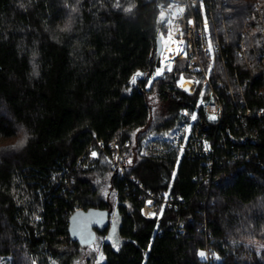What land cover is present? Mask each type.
<instances>
[{"label": "trees", "instance_id": "1", "mask_svg": "<svg viewBox=\"0 0 264 264\" xmlns=\"http://www.w3.org/2000/svg\"><path fill=\"white\" fill-rule=\"evenodd\" d=\"M166 2L0 0V143L22 127L32 134L22 151L0 153V256L10 264H206L207 250L211 264H264V23L254 0H207L224 43L210 73L224 107L213 122L205 80L193 94L177 84L191 76L187 59L148 87ZM185 110L214 153L198 142L185 156L169 149ZM115 139L130 142L129 172L178 210L144 216L140 189L103 153L78 164ZM91 207L112 210L115 229H96L83 247L70 217Z\"/></svg>", "mask_w": 264, "mask_h": 264}, {"label": "built area", "instance_id": "2", "mask_svg": "<svg viewBox=\"0 0 264 264\" xmlns=\"http://www.w3.org/2000/svg\"><path fill=\"white\" fill-rule=\"evenodd\" d=\"M166 4L160 6L159 13L162 28L159 29V36L168 42L175 44V49L171 52L173 64L182 59H187L188 65L186 73L190 74L187 77L182 73L177 84L180 89L188 94H193L199 86L201 80H205L210 89V101L205 106V113L209 120L218 122L223 116L224 107L221 99L214 89L210 81V73L213 70V64L222 59L223 44L219 39L218 31L212 32V26L216 25L215 18L212 16L211 7L207 0H168ZM254 15L256 20L264 23V0H254ZM163 26H166L167 36L163 35ZM264 36V28L262 30ZM164 48V44H163ZM248 48L243 45L241 55H245ZM264 61V53L261 56ZM184 81V83H182ZM190 83L189 88L185 83ZM263 114V112H261ZM184 116L190 118L189 123H183L180 127L174 130L169 141V149L178 151L180 155L185 156L194 149L198 151L201 146L205 155L214 153V143L208 136L201 135L197 130L194 115H191L188 110L184 111ZM195 117V116H194ZM212 117H215L214 119ZM199 143L197 147L196 143ZM129 141L115 139L108 144L103 141H97L96 147H92L88 152V158L81 157L78 161L80 166L88 169L94 164L100 153H103L110 162L112 168L116 170L121 180L133 182L141 191L139 200L142 201V212L148 218H154L163 210L171 209L178 210V205L171 197L170 193H157L150 188H147L135 175L129 172L131 157L127 151ZM150 146L154 150H162V147L156 140L150 141ZM95 153V155H93ZM86 160V161H85ZM181 201V200H180ZM180 229L184 231V224H179ZM216 262L209 250L206 254V264Z\"/></svg>", "mask_w": 264, "mask_h": 264}, {"label": "water", "instance_id": "3", "mask_svg": "<svg viewBox=\"0 0 264 264\" xmlns=\"http://www.w3.org/2000/svg\"><path fill=\"white\" fill-rule=\"evenodd\" d=\"M163 53V42L161 36L157 39V59L156 66L161 64ZM156 78H154L155 80ZM112 210L91 207L87 210L77 209L70 217L69 233L75 242L83 247H90L97 241L96 229H115L114 222L111 221Z\"/></svg>", "mask_w": 264, "mask_h": 264}, {"label": "clouds", "instance_id": "4", "mask_svg": "<svg viewBox=\"0 0 264 264\" xmlns=\"http://www.w3.org/2000/svg\"><path fill=\"white\" fill-rule=\"evenodd\" d=\"M18 139L15 142H3L0 143V153L10 151H22L28 145L29 140L32 138V134L27 130L26 127H22L17 131Z\"/></svg>", "mask_w": 264, "mask_h": 264}, {"label": "bare ground", "instance_id": "5", "mask_svg": "<svg viewBox=\"0 0 264 264\" xmlns=\"http://www.w3.org/2000/svg\"><path fill=\"white\" fill-rule=\"evenodd\" d=\"M163 44L164 48L161 56V64L155 73L156 78L161 76L165 70L171 69L173 64V57L170 55V53L176 48L175 44L166 40H164ZM182 83H184V81ZM185 85L187 88H189L190 83L186 82Z\"/></svg>", "mask_w": 264, "mask_h": 264}, {"label": "rangeland", "instance_id": "6", "mask_svg": "<svg viewBox=\"0 0 264 264\" xmlns=\"http://www.w3.org/2000/svg\"><path fill=\"white\" fill-rule=\"evenodd\" d=\"M169 2V1H168ZM168 2H166V3H168ZM165 3V4H166ZM162 5V4H161ZM160 8V7H159ZM160 12H161V10H160ZM163 35H165V36H167V30H166V26H163ZM170 55H171V53H170ZM173 67H174V65H172V68L171 69H167V70H165L164 71V73L161 75V76H164L165 75V73L166 72H170V71H172V69H173ZM170 70V71H169ZM156 71H157V69H156ZM156 73V72H155ZM161 76H159V77H161ZM158 77V78H159ZM154 78H156L155 77V74H154V76L152 77V79H151V81H150V85L148 86L149 88H150V86H151V84H152V82L154 81ZM154 104H157V102H155ZM113 204V207H114V209H115V204L114 203H112ZM0 264H10V262H9V260L6 258V257H3V256H0Z\"/></svg>", "mask_w": 264, "mask_h": 264}, {"label": "snow or ice", "instance_id": "7", "mask_svg": "<svg viewBox=\"0 0 264 264\" xmlns=\"http://www.w3.org/2000/svg\"><path fill=\"white\" fill-rule=\"evenodd\" d=\"M130 10V9H129ZM137 75H140V73H137ZM135 79H136V77H133L132 78V80H133V83H135ZM213 119L215 118V117H212ZM193 119H195V117L193 116ZM93 155H95V153H93ZM200 255L201 256H204L205 254L204 253H200Z\"/></svg>", "mask_w": 264, "mask_h": 264}]
</instances>
